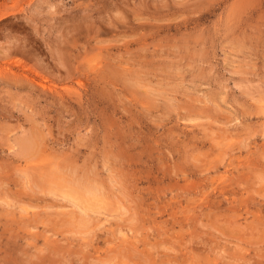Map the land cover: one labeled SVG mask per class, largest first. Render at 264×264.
I'll return each mask as SVG.
<instances>
[{"label": "rangeland", "instance_id": "rangeland-1", "mask_svg": "<svg viewBox=\"0 0 264 264\" xmlns=\"http://www.w3.org/2000/svg\"><path fill=\"white\" fill-rule=\"evenodd\" d=\"M0 264H264V0H0Z\"/></svg>", "mask_w": 264, "mask_h": 264}, {"label": "bare ground", "instance_id": "bare-ground-1", "mask_svg": "<svg viewBox=\"0 0 264 264\" xmlns=\"http://www.w3.org/2000/svg\"><path fill=\"white\" fill-rule=\"evenodd\" d=\"M52 177V176H51ZM40 178V177H39ZM56 178V177H55ZM43 179V178H42ZM72 181H74V179L72 180ZM70 183V182H69ZM68 184V183H67ZM77 184V183H76ZM83 185H85V184H79L78 185V189H80L82 192H89L90 194H96V188L94 189L92 186H87V185H85V187L83 186ZM89 193H88V196H89ZM87 194V193H86Z\"/></svg>", "mask_w": 264, "mask_h": 264}]
</instances>
